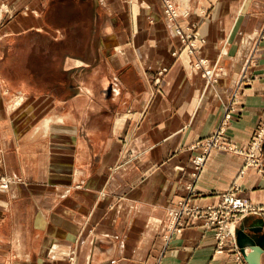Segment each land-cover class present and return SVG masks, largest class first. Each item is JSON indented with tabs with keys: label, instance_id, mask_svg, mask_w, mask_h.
Segmentation results:
<instances>
[{
	"label": "crops",
	"instance_id": "0c3cea01",
	"mask_svg": "<svg viewBox=\"0 0 264 264\" xmlns=\"http://www.w3.org/2000/svg\"><path fill=\"white\" fill-rule=\"evenodd\" d=\"M172 2L174 21L163 0H0V173L17 179L0 192V264H246L199 219L165 234L187 198L236 185L264 206V144L262 173L222 150L196 178L191 162L225 114L237 148L264 120V0ZM188 26L213 83L181 50Z\"/></svg>",
	"mask_w": 264,
	"mask_h": 264
},
{
	"label": "built area",
	"instance_id": "2783aa9c",
	"mask_svg": "<svg viewBox=\"0 0 264 264\" xmlns=\"http://www.w3.org/2000/svg\"><path fill=\"white\" fill-rule=\"evenodd\" d=\"M164 11L169 20L174 21L179 17L178 10L174 7L170 0H163ZM177 34L180 36L183 42V31L179 27ZM195 50V49H194ZM191 52V51H190ZM193 52H191L192 54ZM204 64V60H200L197 66ZM206 79L209 80L213 77L211 71L205 72ZM230 119L227 114L222 121V128L213 136H210L196 145L198 150L196 155L192 158L193 165V177H198L202 171L204 164L209 157L210 153L215 150H233L231 147L224 145L223 136L226 122ZM264 126V125H263ZM264 143V128H262L255 139L252 140L249 150L246 151V160L244 168H255L257 172L262 173L263 167L260 158V152L262 151ZM10 182V179H2L0 181V191H5ZM239 188L233 185L230 190L221 194L219 201L206 207H194L190 205V200H182L177 205L168 211L169 223L165 239L169 240L174 234H179L185 227L187 222L192 219H199L202 222V226L206 232H210L214 239V246L216 253H222L224 250L237 251L235 231L238 223L246 216H260L264 218V206H256L249 201L240 198L237 195Z\"/></svg>",
	"mask_w": 264,
	"mask_h": 264
},
{
	"label": "rangeland",
	"instance_id": "374dc122",
	"mask_svg": "<svg viewBox=\"0 0 264 264\" xmlns=\"http://www.w3.org/2000/svg\"><path fill=\"white\" fill-rule=\"evenodd\" d=\"M170 2L171 3H173L172 2V0H170ZM173 5H174V7L177 9L178 7H177V5H175L174 3H173ZM3 6V4L2 3H0V7H2ZM163 12H164V15H165V17L169 20V18L166 16V14H165V11H164V3H163ZM187 17V16H186ZM177 28V27H176ZM175 28V34L179 37V39L181 40V38H180V36L177 34V29ZM180 28V27H179ZM181 29V31H183V34H184V37H183V42H182V40H181V43H182V51L183 52H185L186 54H188L189 56H192L193 57V59H194V61H193V63H192V66H193V68L195 69V70H197L198 72H200V74L203 76V78L206 80V82H208V80L206 79V77H205V72H207V71H211L212 73H213V77L209 80V82L210 83H213V81H215V79H214V71H215V69H216V66L215 65H210L209 63H207V60L203 57V56H201L200 55V50H201V46H199L198 45V43L200 42V43H203L204 42V40L202 39V38H198V35H197V33L191 28V27H184V28H180ZM264 38V33L263 32H261L260 34H259V39L261 40V39H263ZM195 49V50H194ZM193 52L192 54H191V52ZM174 55H176V53H174ZM200 60H204V64L203 65H201V66H197V63L200 61ZM163 70H165V69H163ZM162 73H163V71H161ZM229 116H230V114L229 113H227ZM227 114H225V115H227ZM231 118V117H230ZM229 120L230 119H228L227 120V122H226V124L228 125V122H229ZM222 121H224V118H223V120ZM222 123V122H221ZM264 120L263 121H261V123L257 126V128H256V130H255V133H254V135H253V138H252V140L253 139H255V137L257 136V133L262 129V128H264ZM222 128V126H220L219 127V129L215 132V133H213V134H211L210 136H213L214 134H216L220 129ZM209 136V137H210ZM208 138V137H207ZM206 139V138H205ZM204 139V140H205ZM226 134L224 133V136H223V141H224V145L225 146H227V147H231L233 150H222V151H227V152H232V153H237V154H240V155H243L244 157H245V160H246V151H248L249 150V147H250V145H251V142H252V140L248 143V145L245 147V148H237L236 146H234V145H231L230 143H226ZM203 141V140H202ZM201 141V142H202ZM200 143V142H199ZM198 143V144H199ZM264 144V143H263ZM197 145V144H196ZM196 145L194 146V148L196 147ZM196 149V148H195ZM220 150V149H219ZM260 155V154H259ZM191 162H192V159H191ZM244 165H245V162H244ZM253 168V167H252ZM255 169V168H254ZM256 170V169H255ZM242 172V171H241ZM243 173V172H242ZM193 175V174H192ZM11 178V180H12V182H10V184H9V186H8V188L5 190V191H0V192H6L8 189H9V187H10V185L12 184V183H14V182H16L17 181V179H15V177H13V176H11V175H7V174H3V173H0V181L2 180V179H10ZM1 184V183H0ZM245 218V217H244ZM235 238H236V236H235Z\"/></svg>",
	"mask_w": 264,
	"mask_h": 264
},
{
	"label": "water",
	"instance_id": "95a60500",
	"mask_svg": "<svg viewBox=\"0 0 264 264\" xmlns=\"http://www.w3.org/2000/svg\"><path fill=\"white\" fill-rule=\"evenodd\" d=\"M246 234L244 229H236V245L246 264H260V256L264 251V220L260 219L257 225ZM249 252L246 253L245 249Z\"/></svg>",
	"mask_w": 264,
	"mask_h": 264
},
{
	"label": "bare ground",
	"instance_id": "6f19581e",
	"mask_svg": "<svg viewBox=\"0 0 264 264\" xmlns=\"http://www.w3.org/2000/svg\"><path fill=\"white\" fill-rule=\"evenodd\" d=\"M235 236H236V231H235ZM236 239V238H235ZM242 256V255H241Z\"/></svg>",
	"mask_w": 264,
	"mask_h": 264
}]
</instances>
